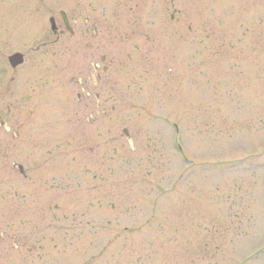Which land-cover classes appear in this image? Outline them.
<instances>
[{"label":"rangeland","instance_id":"1","mask_svg":"<svg viewBox=\"0 0 264 264\" xmlns=\"http://www.w3.org/2000/svg\"><path fill=\"white\" fill-rule=\"evenodd\" d=\"M1 121L0 264H264V0H0Z\"/></svg>","mask_w":264,"mask_h":264},{"label":"flooded vegetation","instance_id":"2","mask_svg":"<svg viewBox=\"0 0 264 264\" xmlns=\"http://www.w3.org/2000/svg\"><path fill=\"white\" fill-rule=\"evenodd\" d=\"M69 20V25L72 29V32H73V20L71 19H68ZM84 24L86 26V29L84 30L85 34H88L89 32V29L92 31V34H97L99 31H100V28L102 27L100 24H101V19H97V20H93V19H88V20H84ZM99 71L100 68L99 67H96V71ZM100 77H98V80H99ZM97 80H95L94 83H96Z\"/></svg>","mask_w":264,"mask_h":264},{"label":"water","instance_id":"3","mask_svg":"<svg viewBox=\"0 0 264 264\" xmlns=\"http://www.w3.org/2000/svg\"><path fill=\"white\" fill-rule=\"evenodd\" d=\"M63 19H64L63 21H64L65 25H67L64 16H63ZM50 22H51L52 29H55V25H54V20H53V18L50 19ZM21 58H22V57H21V54H20V53H14L13 55H11V56L9 57L10 64H11L12 66H16V65H18V64L22 61Z\"/></svg>","mask_w":264,"mask_h":264}]
</instances>
